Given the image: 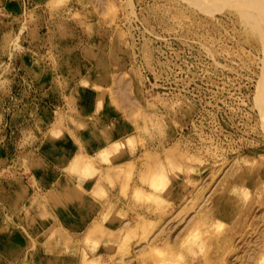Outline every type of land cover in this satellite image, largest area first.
I'll return each instance as SVG.
<instances>
[{
  "label": "rangeland",
  "instance_id": "1",
  "mask_svg": "<svg viewBox=\"0 0 264 264\" xmlns=\"http://www.w3.org/2000/svg\"><path fill=\"white\" fill-rule=\"evenodd\" d=\"M44 137L78 147L46 195ZM72 205L84 237L37 242ZM20 235L0 264H264V0H0V245Z\"/></svg>",
  "mask_w": 264,
  "mask_h": 264
},
{
  "label": "crops",
  "instance_id": "2",
  "mask_svg": "<svg viewBox=\"0 0 264 264\" xmlns=\"http://www.w3.org/2000/svg\"><path fill=\"white\" fill-rule=\"evenodd\" d=\"M73 88L74 89L78 88V85H74V86H72V84L67 85L66 95H70ZM97 100H98V98L94 94L92 101H91L92 102L91 110L89 112H86V111L84 112V111L80 110L81 113L83 114L82 116H86L87 113L92 112L93 108L95 110V106L97 105V102H98ZM90 134L93 138V141L91 140L90 142L96 145L97 148L95 151H98L102 147L98 143L99 139L95 133L91 132ZM45 137L37 146L39 148V152L33 153L35 159L33 157L34 162L32 161V163H35L44 169V172H42L41 175H39V178L37 180V184L39 185L40 189H42V190L44 189L43 190L44 195L48 194V191L53 189V187H57L58 182L61 181V176L59 174H57L56 172L59 170L65 169L69 165V162L71 161V159L73 157V154L78 151V147L76 146V144H74L72 141H68L65 139H64V141L62 140L59 142L58 141L55 142L53 144L54 146L52 145L49 147L42 148V143L45 140ZM66 141L71 142V144L75 147L73 152H69L67 150L66 143H65ZM59 143L60 144L63 143V145L55 146ZM85 143H86L85 153H87L88 151H90V146L89 145L87 146L88 142L85 141ZM80 146L83 147V142H80ZM70 179L72 182L73 181L76 182V180H77L76 177H74V176H71ZM79 183L84 189L86 180H81ZM79 209L80 208H78V207H74V205H72L71 208L67 207L66 208L67 213L62 212V214H61L62 217H64V220H60L59 226H57L56 223H52L49 221V224H47V225L43 224V227L42 226L40 228L38 227L39 228L38 234L35 237L37 242H39V243L42 242V244H43V239H44V237H46V234L50 233L54 228L59 230L60 235L63 237H73L76 235H82L84 237V235L90 229L89 227H90L91 222H90V220H87V219L83 220V219H81V218L79 219V217H77L78 211H80V210L86 211L87 210L85 205H84L83 209H80V210ZM54 212L55 211H51L53 217H56ZM51 213H49L50 216H51ZM57 218H60V215H58ZM68 218H70V219H68ZM47 221L48 220H45L44 222L47 223ZM54 221H56V220L54 219ZM72 223H74V224H72ZM93 224H96L98 226L100 225L98 223H93ZM106 231L109 232V230H107V229H106ZM19 237H20L19 242L15 241L14 239H11V240L5 241L4 243H2L0 245V247H1L0 257L1 258L3 257L5 259L6 263H11L14 260L19 259L22 254H25L27 242L24 240V238L21 235ZM64 241H66V242H64ZM70 241H69V245H68V239L67 240L64 239L63 245L67 248H71L73 246L72 239ZM73 243H75V245H77L76 240H74ZM48 245H50V244L48 243ZM48 245H46V246H48ZM91 246H94L93 243H90V247ZM76 262H77L76 258L73 257L70 253L67 254V252H66V253H60V254H55V253L53 254L51 252H47L44 255V257H42L40 259L39 264H75Z\"/></svg>",
  "mask_w": 264,
  "mask_h": 264
},
{
  "label": "bare ground",
  "instance_id": "3",
  "mask_svg": "<svg viewBox=\"0 0 264 264\" xmlns=\"http://www.w3.org/2000/svg\"><path fill=\"white\" fill-rule=\"evenodd\" d=\"M81 167V166H80ZM55 189V188H54Z\"/></svg>",
  "mask_w": 264,
  "mask_h": 264
}]
</instances>
